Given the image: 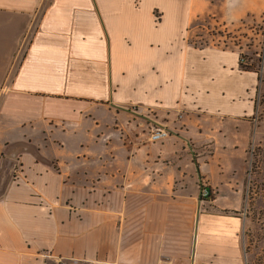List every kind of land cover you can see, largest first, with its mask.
<instances>
[{
	"label": "crops",
	"instance_id": "crops-1",
	"mask_svg": "<svg viewBox=\"0 0 264 264\" xmlns=\"http://www.w3.org/2000/svg\"><path fill=\"white\" fill-rule=\"evenodd\" d=\"M263 16L264 0H0V264H245L231 211L264 145V70L239 57Z\"/></svg>",
	"mask_w": 264,
	"mask_h": 264
},
{
	"label": "rangeland",
	"instance_id": "rangeland-1",
	"mask_svg": "<svg viewBox=\"0 0 264 264\" xmlns=\"http://www.w3.org/2000/svg\"><path fill=\"white\" fill-rule=\"evenodd\" d=\"M199 24L203 25L202 22H199ZM253 26L251 24L250 28L253 29ZM254 29L257 31L258 27H254ZM239 30H235V34L220 33L227 38L233 39L239 35H245L244 32L242 34L236 33ZM224 41L226 42V39ZM254 64L258 65L257 60L254 61ZM204 148L207 151L210 149L208 146ZM247 152L244 166L246 174L242 185V205L238 210L231 211V214L239 215L242 218L241 237L244 263L264 264V145H252L248 148ZM213 197L214 193L211 192V196L208 199H212Z\"/></svg>",
	"mask_w": 264,
	"mask_h": 264
},
{
	"label": "built area",
	"instance_id": "built-area-1",
	"mask_svg": "<svg viewBox=\"0 0 264 264\" xmlns=\"http://www.w3.org/2000/svg\"><path fill=\"white\" fill-rule=\"evenodd\" d=\"M254 35H256L257 37L255 52L252 55H249L248 53V48L250 44L251 45L253 44V41L251 40V42H248L247 45H245V47L240 48L241 53H240L239 61L242 68L246 69L252 66L253 64L252 56H253L257 60L258 63L257 67L262 72L264 70V16L261 20L260 25L258 26L257 31L255 30V32L252 34V36ZM223 43H224V47H227L226 42L224 41ZM262 108H263V97L261 93L258 91L255 96V113H254L255 121L260 116ZM169 135H170V130L167 127L163 125L154 126L149 131V141L151 142L159 141L161 139L168 137ZM210 196H211L210 189L207 186L203 185L201 187L199 194L200 199H208L210 198ZM161 264H175V263L169 261Z\"/></svg>",
	"mask_w": 264,
	"mask_h": 264
}]
</instances>
